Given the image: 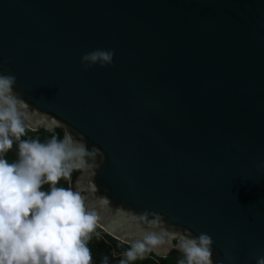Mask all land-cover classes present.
Masks as SVG:
<instances>
[{
  "label": "water",
  "instance_id": "obj_1",
  "mask_svg": "<svg viewBox=\"0 0 264 264\" xmlns=\"http://www.w3.org/2000/svg\"><path fill=\"white\" fill-rule=\"evenodd\" d=\"M96 49L112 63L85 68ZM0 72L29 130L92 150L72 189L108 235L264 256V0H0Z\"/></svg>",
  "mask_w": 264,
  "mask_h": 264
},
{
  "label": "clouds",
  "instance_id": "obj_2",
  "mask_svg": "<svg viewBox=\"0 0 264 264\" xmlns=\"http://www.w3.org/2000/svg\"><path fill=\"white\" fill-rule=\"evenodd\" d=\"M113 55L96 49L82 54L81 63L85 68L103 67L112 63ZM15 81V75L0 72V264H91L87 241L97 216L80 191L58 182L87 165L92 150L67 133L43 142L22 139L26 102L16 94ZM14 142L17 159L9 162L3 153ZM161 240L158 233L133 240L121 264ZM212 244L207 233L181 235L176 243L183 255L180 264H213ZM256 264H264V256L257 257Z\"/></svg>",
  "mask_w": 264,
  "mask_h": 264
},
{
  "label": "trees",
  "instance_id": "obj_3",
  "mask_svg": "<svg viewBox=\"0 0 264 264\" xmlns=\"http://www.w3.org/2000/svg\"><path fill=\"white\" fill-rule=\"evenodd\" d=\"M52 136H56L57 138L63 137V130L56 128L53 130L39 129L31 131L26 127L25 135L22 139H38L43 142ZM3 157L9 162L17 159L16 142L13 143L11 149L3 153ZM77 175L78 172L72 171L67 178L62 177L59 180L58 186L72 188ZM44 187L47 188L48 186L45 185ZM130 246L111 237L97 225L92 233H90L87 241V247L91 255V264H121V261L126 259L124 253ZM182 259V253L177 251H172L166 257H158L148 249L138 256L137 259L127 261L126 264H180Z\"/></svg>",
  "mask_w": 264,
  "mask_h": 264
}]
</instances>
